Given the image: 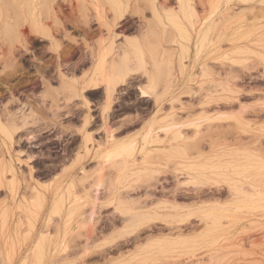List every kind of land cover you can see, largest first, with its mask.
Listing matches in <instances>:
<instances>
[{
    "label": "rangeland",
    "instance_id": "obj_1",
    "mask_svg": "<svg viewBox=\"0 0 264 264\" xmlns=\"http://www.w3.org/2000/svg\"><path fill=\"white\" fill-rule=\"evenodd\" d=\"M29 1L30 0H0V69L4 66L5 70H8L11 63L14 64L16 62H20L21 57H28L30 55V50L33 47H54V44H52L51 40L43 38L40 34L34 32L32 25L33 18L34 20L39 21L41 24L43 23L42 26L49 31L50 36H52V41L60 42L59 47H85L86 45L84 43H88L89 45L95 44L96 46H98V43L101 40H103L106 45L109 44L107 30L99 27L96 22V11L94 9V5L92 4L93 0H37V4L39 5H32L33 3ZM123 1H128L129 11L125 13L123 19L116 20V25L111 31V34L114 36L113 47L123 46L125 36H137L139 37L138 39L141 44L147 45L148 43L142 38L143 35H141V33L145 31L143 29H139V25L144 21H148L150 20V18H152V14L150 13L147 4L149 0ZM158 1L161 2L163 0ZM206 1L207 3H205ZM166 2L167 6H176L174 0H166ZM103 5L106 10L105 12L107 20L112 22L113 14L111 13L112 11H109V4L103 1ZM194 5L199 15L204 16L205 14L211 22H213L214 20L213 23L222 24L220 25L218 30L219 34L216 33L215 35L214 33L210 35V37H214L213 39L217 38L216 40H214V44L211 47L203 46L202 52L196 59H194L193 55L194 48H190V58L185 61V64L188 65L191 77L195 80H193V82H190L186 78L187 76L180 77L177 72V62L174 60V62L172 63V70L170 72L174 75V87L172 88L174 92L172 95H165V100L161 104L155 105L153 103V99H151L150 97L138 96V91L135 88V85L138 83H142L145 87L144 83L146 82V78L143 75L138 74L130 77V79L134 78L132 79L133 84L130 82L131 86H120L117 88V91L114 94L115 101L111 104L110 111L119 103H122V101H120L121 99L125 98L135 100L134 106L139 105L140 107H137L136 109H129L128 111L131 113L124 119L118 121V127L113 131V133L116 139L134 138L136 141L140 142L141 135L145 129V123L155 115L163 116L164 114H166L170 110V104H168V101L166 100L173 98L172 100L177 99L174 100L171 104L174 108V111L176 112L177 119L179 121L187 120L189 118L197 119L199 122V132L196 136H194L195 129L193 126L186 125V127H181L182 133L184 130L183 134L185 136L187 135L186 137H188L189 139L187 140V142H181L180 145H177L176 152H174V148H171V145L173 143L170 144L167 142H163L159 144L160 146H155L156 151L153 148V152H151L153 156L150 155V159L145 162H141L142 160L138 159L141 157L140 153L137 152L135 154V158L137 159L136 161L140 162L139 166H147L149 167L147 168V170L149 169V171L151 170V168L159 169V172H156L158 174H154L155 172L152 173L153 176H155V179H151L153 182L150 181L151 185L152 183L153 185L155 183L156 185L154 186H156L157 188L152 187L151 185L149 187H145L146 182H143L145 180L142 181V179L146 178L147 172L144 175V171L140 172L138 175L135 174L137 175L135 178V175L126 176L125 173L120 172L118 168L115 167V165H104L101 171L103 185L99 187L96 193L97 205L99 206L100 204L103 206L96 209L97 213L94 218V225L92 226V231L89 233V236L93 240L90 241L91 247L101 243V239L98 237L100 236V231H105L106 234L110 232L108 228L111 225H113V227H116V229H121L120 226L124 225V223H122L124 218L114 210L112 204H107L111 195L114 193H118V195L121 194L120 196H130L131 198H138L142 204H150L151 199L155 202L156 198H164L166 194L168 199L172 200V195L174 196L175 194L173 200L176 199L177 202L180 201L178 203L188 204L190 203V200L191 202L196 200V202H200L208 201V199L212 200L213 198L229 201L231 198L227 195H229L230 191L227 189L230 183L232 187L237 186V184L247 187L249 186V184L247 183H254L259 186L260 184H264V0H212L210 5L208 0H194ZM3 21H8L12 24L9 28L10 32L9 34H7H11L10 36H7L4 33L5 31L2 27ZM128 25H132V27L125 30ZM226 27L228 28L225 29ZM157 30L154 33L150 32L152 40L151 45H153L152 47H165L168 52H172L173 49L171 47H178L176 43H173L170 39L173 34L172 31L171 36L166 37L161 33L160 29ZM258 36H261L262 39H260V37ZM257 38V43H252L251 40L254 41ZM258 41H263V43H259ZM232 45L236 48H234ZM56 49H58V47ZM108 55L110 57H108ZM108 55L107 58L109 62L111 53H109ZM114 55L115 58H117V56L119 57V55ZM12 60L14 62H12ZM87 60L90 62L88 58ZM90 63L91 68L84 72L80 81H76L71 84H75L79 89H81L82 86L93 76V69L95 65L93 64L94 62ZM109 64L111 65V63ZM111 68L112 67H110V70ZM201 68L206 70L207 76L204 77L200 75ZM222 71L225 72L223 73ZM11 77L13 78L14 76ZM11 77H9V81H12L20 76L16 73L14 79H10ZM135 78H140L141 80L136 82ZM164 82L165 81L161 79V83L156 86L154 90L148 86H146L145 88L147 91H149L150 95H153L161 89ZM186 85H191L190 92H186L188 87ZM124 90H126V93H122V91ZM85 91L87 90H82V93L85 97H87V92ZM98 91L100 92L101 89H98ZM69 93L70 95L72 94V92L70 91ZM73 97L74 96H71L70 100L68 101H71ZM77 103L81 104L80 99L79 101H77ZM141 106H145V108H142ZM240 106H243V108H241ZM89 112L90 114L96 113V111ZM217 112L219 113V118L216 115L218 114ZM224 112L226 113L225 116ZM197 115H199V118ZM208 115L210 116V118L208 117ZM211 115L214 116V118ZM110 116L111 112L107 119L108 127H113L114 124L111 122L112 117ZM133 116L135 117V119L130 120V118ZM238 116L243 118L241 119ZM126 118L132 123V126L126 129H122V127L125 126L124 122ZM240 121L242 122L240 123ZM246 123L248 125H244ZM101 124L97 126L95 125V127L86 126V130H91V132L93 133V144L87 143V148H89V152L87 154L84 153V146L83 144H81L80 139L79 145H81V150L79 149V152H81L85 156L82 159L80 166H83L84 169L88 172L96 168L99 162V160L94 157V153L97 149V143L99 142L101 144H105L106 141ZM75 132H77V130H75ZM125 136L127 137L125 138ZM160 136H163L162 133H160ZM252 142H254V145ZM20 143L17 146L18 148L21 147ZM169 145L171 147H168ZM178 146L182 147L183 149L179 148ZM186 146L188 148L191 147V150L189 149V152ZM160 148H165L167 151ZM198 151L200 153H198ZM162 153L165 155L167 154V156L164 157ZM38 154H35V157H37ZM220 154L222 155L221 157ZM25 157V155H22L21 159L23 161H29L27 160V158L25 159ZM191 159H193V162L191 161ZM217 160L225 162L228 161L227 163L232 167L230 168L227 165L228 167L223 166L220 169H214L213 176V174H211L212 170L210 169V165L217 162ZM65 162L72 163L73 160L71 158ZM28 163L33 165V168L35 167V170L33 169V171L35 172H33V175L35 177L40 176V172L38 173L35 161L31 160ZM151 163H153V165ZM198 164L200 166H198ZM21 167L23 168L21 169L23 173L26 174L28 172V168L26 166ZM59 170L60 167L58 170H56V173H58ZM174 170H176L177 172H175ZM227 170L229 171L227 172ZM180 171L182 174L180 173ZM78 174L80 173L78 172ZM198 174H200L202 181L197 188L199 192L196 191L194 187H190L192 186V184H186L187 186L184 185L188 177L196 176ZM208 176L214 178V180H219V183L214 182L213 180L205 182L206 177ZM45 178L46 177H43V179L41 178V181H45ZM224 179H226V181H224ZM91 180V178L87 179V181L85 180L82 186L81 183H78L76 185L75 192V194L77 195H72L70 197L74 198L75 201H77V203L79 204L80 209L85 212H87L91 206V198L88 199V197L84 196V193L86 192L85 190L89 187L88 185L92 183ZM184 180H186L184 184L183 182L181 183V181ZM177 183L179 184L177 186L181 188V191L179 190L180 193L183 191V189L187 190H185L186 194L183 191V194L186 196L180 194L179 191L176 190L178 189V187L176 186ZM127 185L130 186L128 187ZM22 191H24V189ZM206 191L207 193L204 194ZM231 192H233V190ZM215 193L218 194V196ZM233 193H235V191ZM146 194H150V196H152L151 199H148V197H150L149 195H147L148 197H145L144 195ZM212 194H214L216 197L214 195L213 197ZM188 195L190 196V198H188ZM204 195H206L205 197L207 198H205V200L203 199ZM208 195L213 198L210 199L211 197H209ZM220 195L222 198L220 197ZM1 199L2 195H0V200ZM223 200L221 202H224ZM230 210H226L225 212H223V217L219 219L215 226L209 225V219L208 224V220L206 219L205 222V218L204 222L202 221L203 218H200L202 220H199V212V215L195 212V214L189 217L188 220L180 223L177 222V220H173L171 218L170 220L169 218H167V222L163 221L161 223L158 220L156 222L157 224L154 223V221L149 222L150 224L148 223L138 227L139 231L137 230L127 235L125 234L124 237H120L119 235L118 237L115 236L116 240L117 238H121V240L119 239L114 242V244L116 242L118 243V246L120 247L119 250L114 247H111L110 251L107 250L112 245L111 243L92 248L89 251L90 253L84 256V264H103L108 258H115L118 256L119 252L129 251L128 249L131 250V254L133 253V255H135L137 253V250L135 251L134 249L135 245L142 244V246H147L148 243L156 245V241L161 240L157 239L162 238V236H164L163 238L165 239H162L160 243H165L168 239H180L182 241L186 240V242L188 240V242L178 245L177 248L169 251L158 249L154 250L148 247L149 253L143 260L142 264H264V206H252V204L249 206L241 205L238 209ZM55 217L57 216L54 215V218ZM112 220L114 224L112 223ZM163 223L164 225L162 226L163 228L165 226V228H162V230V226L160 224ZM170 223L174 224V226ZM78 224L79 223H77L76 219H74L70 223L68 247L64 252H61L59 255H57V259L55 258V261L59 260L61 257H67L68 263L66 264H78V262L81 260V255L76 253L75 251L78 249L79 245L82 244L83 239L86 237V235H88V232L85 231L84 228H81ZM52 225L53 224H50L51 231L53 230ZM147 225L150 228H148ZM155 225L158 226V229L160 231ZM151 226L153 230L151 229ZM177 226L180 228H178L180 231L177 230ZM71 230L72 232H70ZM93 230H96V232H94ZM169 230L172 233L170 235ZM209 233H211V237ZM173 234H175V237H172ZM195 234H197V236ZM137 235L139 236V239H137ZM126 238H128V240ZM215 238H218L217 241L215 240ZM122 239L125 241H123ZM31 244L32 242L27 239L24 240V242L19 240L18 242L13 243L11 246L13 248V250L11 248L12 256L17 257V254L19 256L21 252L28 250L31 247L32 249H34L35 245ZM182 245L183 248H181ZM190 245L192 246L190 247ZM150 249L151 251H149ZM28 255V257H30V259L28 258V264H48L47 260H41L42 262L34 260V253H32V251L30 252V250L28 251ZM5 258L6 256L0 253V264H8ZM135 262L139 264L138 259H135Z\"/></svg>",
    "mask_w": 264,
    "mask_h": 264
},
{
    "label": "bare ground",
    "instance_id": "obj_2",
    "mask_svg": "<svg viewBox=\"0 0 264 264\" xmlns=\"http://www.w3.org/2000/svg\"><path fill=\"white\" fill-rule=\"evenodd\" d=\"M103 1L105 3L109 4V11H112L111 13L113 14L112 22H110L106 18V12H105L106 10L104 8ZM103 1L102 0H93L92 4L94 5V9L96 11V22H97L98 26L101 28H104L108 32L109 44L106 45V43H104L103 40H101L98 43V46H96L95 44L89 45L88 43H84L86 45L85 51L87 53L86 54L87 58L91 62H94L93 64H95L94 70H93V76L86 83L84 82L85 84L82 86L81 89L77 88V86L73 85V84L69 85V87H68V90L70 88L73 96H77L79 94L81 95V98L83 100V104L87 108V111L89 110L90 102L87 98H85L82 95L83 94L82 90L102 89V91H103L104 98L102 101L101 109H102V119L104 122L103 123L104 124L103 129L105 130L104 133L106 134V141H105V144H101L99 142L97 143V149L94 153V157L97 158L99 160V162H98L96 168H94L90 172H88L84 169L83 166H80L82 159L85 157L84 154L79 152V149L81 150V148H80L81 145H80L78 148H76L75 154H73L72 157H70V159L72 158L73 162L62 164L61 169L58 172L59 174L56 173L54 176H52L49 179H46L45 181H41V179H39L38 176L35 177L33 175V172H34L33 169L35 170V167L33 168V165L28 163L29 161L34 160V156L29 154V152L28 153L25 152L26 149L25 150L23 149V151H22V149L21 150L15 149V143L16 142L18 143V141H16V137H18L17 135H21V133L23 131H25V132L27 131L28 125H30V123L32 122L31 120L34 118V117L32 118V114H33V116H35L34 115L35 109H34V107H32L33 105L32 106L29 105L31 111H30V113H27V112L25 113L23 110L24 109L23 107H18V105L12 103V102H16L14 100H12V102L8 100L9 101L8 103L7 102L6 103L0 102V195H2V199L0 200V253H2L4 256H6L5 259H6L8 264H28V258L30 259V257H28L29 256L28 255L29 250H30V252L32 251V253H34V260H38V261L47 260L48 264H66V263H68L67 257H61L57 261H55V258L61 252H64L68 247V242H69L68 236H69V230H70V223L74 219H76L77 223H79L78 225L81 228H84V230L88 232L87 233L88 235H86V237L83 239L82 244L79 245L78 249L75 251L76 253L81 255V258H80L81 260L78 262V264H84L85 261L83 258L86 254L90 253L89 251L92 248L103 246L107 243H111L112 245L107 250L110 251L111 247H114V248L119 250L120 247L118 246V243L116 242L117 244L116 243L114 244V242L119 240V239L121 240V238H119V239L117 238V240H116L115 236L118 237V235H119L120 237H124L125 234L126 235L131 234L134 231H137L138 227L145 225V224H148L149 222H152V221H154V223H156L159 220L161 223L163 221L167 222V218H169V220L171 218L173 220H177V222L180 223V222H184V221L188 220L189 217H191L192 215L195 214V212L197 214L199 212V214L201 216V217L197 216L199 218V220H202L200 218H203L202 221L204 222V218H205V222H206V219L207 220L209 219L210 220L209 225L215 226L217 224V222L219 221V219L221 217H223V212H225L226 210L238 209L241 205L242 206H249L252 204V206L253 205L254 206H259V205L264 206V184H260V186H259V185H256L254 183H247V182L246 183L249 184V186H247V187H244L240 184H237V186L232 187L231 183H230V185L227 189L230 191L229 195H227L228 197L231 198L229 201L228 200L224 201L223 199L219 200L218 198H213L215 195L212 194V196L214 195L213 197L208 195L209 197H211L210 199L213 198L212 200L208 199V201H200V202H196L197 200L191 202V200H190L189 201L190 203L183 204V203H178L180 201L177 202L176 199L173 200L174 199L173 197H175V194H174V196L172 195V200L171 199L169 200L168 197L166 196L167 195L166 194L164 196V198L159 197V198H156V200L153 199V200H155V202H154L151 199L152 196H150V194H146L144 196L148 197L147 195H149L150 197H148V199L150 198L151 202H150V204H146V203L142 204L138 198H131L130 196H129L130 197L129 198L128 196H120L121 194L118 195V193L117 194L114 193L111 195L109 202L107 204H109V203L112 204L114 207V210L117 211L118 214H120V216H122L124 218L122 221V223H124V225H122V226L119 225L121 227V229H116V227H113V225H111L108 228L110 230V232H108L106 234H105V231H100V236H98V237L101 239V243L97 244L96 246H93V247L90 246V241H93V240L89 236L90 235L89 233L92 231V226L94 225V218H95V215L97 213L96 209L103 206L100 204H99V206L97 205L96 193H97L99 187L103 185L101 171H102V168L104 167V165L105 164H109L111 166L115 165V167L118 168V170L120 172L125 173L126 176L135 175V174L138 175L142 171L145 172V173H143V175H144L147 172L146 178H143L142 181L145 180V181H143V182H146L145 187H149L151 185V182H150V181H152L151 179H155V176H153L152 173L155 172L154 174H158L156 172H159V169H157V168L152 169L151 168V170L149 171V169L147 170V168H149V167L139 166L140 162L136 161L137 159L135 158V156H136L135 154L137 152L140 153L141 157L140 158L137 157V158L142 160L141 162H145L148 159H150L149 157H150V155H152L151 152H153L152 151L153 148L155 149L156 145L158 146L159 144H161L163 142H167L170 144L173 143L171 145L172 147L170 145L168 147L174 148L175 149L174 152H176L177 145H180L181 142L185 143L189 139L188 137H186L187 135L185 136L183 134L184 130L182 133L181 127H183V126L186 127V125L193 126L195 129L194 136H196L199 132L198 131L199 122L197 119H195V118L190 119L189 118L187 120H181V121H179L177 119L176 112L174 111V108L171 105L172 102L174 100H177V99L172 100L173 98H170V99L166 100V101H168V104H170V110L168 112L166 111L167 113L164 114L163 116L159 115L160 117L156 116V115L155 116L152 115L153 117L150 118V120H148L145 123V129L141 135L140 142L136 141L134 138L116 139L114 137V135L112 134V131L109 130V127L107 128L106 123H107L108 112L111 109V104L114 101V98H115L114 94L117 91V88L120 85L126 84L127 78L132 73H139L140 75H143L147 79L146 82L144 83L145 87L148 86L153 90L156 88V86H158L161 83V79H163L165 81L163 83V86L161 87V89L158 92H156L153 95L149 94V91L146 90V88L143 86V84H138L136 86V88L138 89V94L140 95V97H150L151 99H153V103L155 105L161 104L165 100L164 99L165 95H168V94L172 95L174 92L172 89L174 87V84H173L174 75L170 73L172 70V63L174 62V60L177 62V70H178L177 72H178L179 76L180 77L187 76L186 78L190 82H193V80H195V79L191 77L188 65L185 64V61H187L190 58V48H194V54L193 55H194V59H196L199 56V54L202 52L203 46L211 47L214 44V40H216L217 38L213 39L214 37L212 38V37H210V35L214 34V33H215V35H216V33L219 34L218 30H219L220 25H222L221 23H218V24L213 23L214 20H213V22H211L205 14H204V16L199 15L198 11L195 8L194 0H174V3L176 4L175 7H173V6L171 7L170 5L167 6L166 0L165 1L163 0L161 2H159L158 0H149V1L147 0L148 1V3H147L148 8H149L150 13L152 14V18H150V20H148V21H144L143 23H141L139 25V29H143L145 31V32H142L141 35H143L142 38L148 44L147 45L141 44L139 39H138L139 37H137V36H134V37L125 36L123 46L113 47L114 36L111 34V31H112L113 27L116 25V20L123 19L125 13L129 11V3H128V1H123V0H103ZM217 1H220V0H217ZM29 2H32L33 3L32 5H34V4L36 5L38 3L37 0H30ZM208 2L210 5L212 0H208ZM205 3H207V1ZM37 5H39V4H37ZM31 12H32V9H31ZM35 13H36V11H35ZM42 24L39 21L34 20V18H33L32 25H33L34 32L37 34H40L43 38L51 40L52 44H54V48L59 47L60 42L59 41L58 42L52 41V36H50L49 31L46 28H44L42 26ZM2 25H3L2 27L4 28V31H5L4 33L6 35L9 34V32H10L9 28H10V25H12V24L8 21H3ZM227 28L228 27H226L225 29H227ZM157 29H160L161 33L164 34L166 37H170L171 31H172L173 34H172V37H170V39L173 43H176V45L178 47H171L173 49L172 52H170V51L168 52L165 47H162V48L156 47V46L152 47L153 45H151L152 40H151L150 34L154 33ZM10 35H7V36H10ZM258 37H260V39H262L261 36H258ZM257 40H258V38L255 39L254 41L253 40H251V41H252V43L253 42L255 43ZM258 42L263 43V41H261V42L258 41ZM234 48H236V47H234ZM109 53H111V58H109V62H108L107 55ZM114 54L119 55V57L117 56V58H115ZM108 57H110V56L108 55ZM13 60H12V62H14ZM224 60H226V59H224ZM109 63H111V65ZM11 64H10V67L8 70H5L4 66L0 69V84L1 85L3 84V86L6 85V84H4V82H5L4 80L13 76L14 74H16V72L18 70L22 69V65L20 62H16L14 64L11 63ZM110 67H112L111 70H110ZM213 69H215V68H213ZM235 72H236V70H235ZM200 75H202L204 77L207 76L206 70L201 68ZM221 77H222V75H221ZM227 78H228V75H227ZM202 83H203V81H202ZM234 83H235V81H234ZM186 86H188V85H186ZM190 86L187 87L186 92L191 91ZM209 91H211V90H209ZM177 95H179V94H177ZM205 96H206V94H205ZM217 99H218V95H217ZM65 100H67V98ZM205 102H206V100H205ZM42 103H44V102H42ZM259 105H260V103H259ZM241 108H243V106ZM32 109H34V110H32ZM155 110H157V109H155ZM32 111H33V113L31 114ZM241 111H242V109H241ZM225 114L226 113L224 112V116H225ZM36 115H37V113H36ZM216 115L219 118V113ZM197 116L199 118V115H197ZM200 116H201V114H200ZM38 117L39 116H37V118ZM208 117L210 118L209 115H208ZM212 117L214 118V116H212ZM238 117H240V116H238ZM238 117H237V119H238ZM132 119H135V117L133 116ZM138 119H139V117H138ZM42 121H44V120H42ZM89 122H90V114L88 113L84 119L83 125L79 129H77V133L81 137V144H83V146H84L83 150H84L85 154H87L89 152V148H87V143L93 144V133L86 130V126L88 125ZM236 122H238V121H236ZM241 122L242 121H240V123ZM240 123H239V125H240ZM244 125H248V124L246 123ZM160 133H162L163 136H160ZM28 137L30 138L31 135ZM126 137L127 136H125V138ZM128 137H129V135H128ZM21 139H20V141H21ZM30 141H32L31 138H30ZM221 142H222V140H221ZM252 143L254 145V142H252ZM163 146H164V144H163ZM178 147L182 148L180 146H178ZM190 148L187 149L188 152H189ZM160 149H163V148H160ZM163 150L167 151L165 148ZM155 151H156V149H155ZM171 151H173V150H171ZM178 151H180V150H178ZM183 152H184V150H183ZM234 152H235V150H234ZM163 153H164V151H163ZM198 153H200V152L198 151ZM22 155H25L26 156L25 159L27 158V160H29V161H26V160L23 161L21 159ZM140 155H138V156H140ZM163 155H164V157L167 156V154L166 155L163 154ZM221 156L222 155L220 154V157ZM211 157H213V156H211ZM239 157H240V155H239ZM246 157H247V155H246ZM252 157H254V156H252ZM168 158H169V156H168ZM171 158H172V156H171ZM166 159H167V157H166ZM192 160L193 159H191V161ZM200 162H201V160H200ZM227 162L217 160V162H215L214 164H211L210 165V169L212 170L211 174H213L214 169H217V168L220 169L223 166L224 167L229 166L231 168L232 166H230ZM147 164H149V163H147ZM151 164L153 165V163H151ZM230 164H232V163H230ZM179 165H181V164H179ZM234 165H236V164H234ZM258 165H259V163H258ZM21 166H26L28 168V172L26 174H24L23 171L21 170V169H23ZM160 166H162V165H160ZM164 166H165V164H164ZM188 166H189V164H188ZM198 166H200V165L198 164ZM189 169H190V167H189ZM242 170H243V168H242ZM258 170H260V169H258ZM174 171L177 172L176 170H174ZM228 171L229 170H227V172ZM262 171H263V169H262ZM78 172L80 174H78ZM180 173H181V171H180ZM186 173H187V171H186ZM194 173H195V171H194ZM117 175H118V172H117ZM137 175H135V178ZM210 176L206 177L205 182L210 181V180H213L214 182L219 181V180L218 181L214 180V178H212ZM213 176H214V174H213ZM230 176H229V178H230ZM89 178L92 179L91 180L92 183H90V185L87 184L89 187L85 190L86 192L84 193V196L88 197V199L91 198V200H90L91 206L88 209V211L85 212L82 209H80V206L77 203V201H75L74 198H70V197L72 195H77V194H75L76 185L78 183H81V186H82L83 182L85 180L87 181V179H89ZM185 179H186V177H185ZM234 179H232V180H234ZM116 180H117V178H116ZM132 181H134V180H132ZM185 181L186 180L181 181V183L183 182V184H184ZM224 181H226V179H224ZM201 182L202 181H201L200 174H198L196 176L188 177V179L184 185H186V184L191 185L192 184V186H190V185L189 186L192 188L194 187V189H196V191H198L197 188L201 184ZM178 183L176 184V186L179 185ZM227 183H228V181H227ZM154 185H156V184L154 183ZM154 185L152 183L151 186L156 187ZM127 186L129 187L130 185H127ZM135 187H137V186H135ZM177 187H178V189H176V190L179 191L181 188L179 186H177ZM218 187H220V186H218ZM218 187H216V188H218ZM91 188H93V189H91ZM23 189H24V191H22ZM135 189H137V188H135ZM185 190L183 189L184 193L187 191V190L186 191ZM232 190H233V192L235 191V193L231 192ZM180 191H179V193H180ZM183 191L180 194H183ZM189 193H187V194H189ZM206 193H207V191L204 194H206ZM196 194H197V192H196ZM160 195H162V194H160ZM216 195L218 196V194H216ZM184 196H186V195H184ZM205 196L206 195H204V197H203L204 200L206 198ZM155 197H157V196H155ZM165 197H167V198H165ZM169 197H170V195H169ZM220 197H221V195H220ZM188 198H190L189 195H188ZM72 199H74V200H72ZM222 200L224 202H221ZM103 204H104V202H103ZM54 215L57 216V217H55L56 219L54 218ZM194 218H196V217H194ZM121 220H122V218H121ZM209 220L207 221V224H208ZM112 223H113V220H112ZM50 224H53L52 225V229H53L52 231L50 229ZM160 225L162 226V225H164V223L160 224ZM171 225L174 226V224H171ZM119 226H118V228H119ZM152 226H151V229L153 230ZM166 226H167V223H166ZM156 227L158 229V226H156ZM148 228H150V227L148 226ZM162 228H163V226L161 227V229ZM164 228H165V226H164ZM168 228H169V225H168ZM178 228L179 227L177 226V230L180 229V228L179 229ZM93 231L96 232V230H93ZM70 232H72V230ZM169 232H168L169 235L172 234L170 230H169ZM158 233H161V232H158ZM139 234H141V233H139ZM209 234L211 237V233H209ZM177 235H178V233H177ZM195 235L197 236V234H195ZM165 236H167V235H165ZM152 237H154V236H152ZM163 237L164 236H162V238H158L157 240L165 239ZM172 237H175V234H173ZM26 239L31 241L32 244L35 245V248L32 249V247H31L28 250L21 252V254H19V256L17 254V257L12 256V254H11L12 244L15 242H18L19 240L24 242V240H26ZM126 239L128 240V238H126ZM137 239H139V236ZM154 239H153V241H154ZM217 239L215 238L216 241H217ZM140 240H141V238H140ZM123 241H125V240H123ZM160 241H156L157 242L156 245L150 244V243H148L147 246L146 245L142 246V244L135 245L134 249H135V251L137 250V253L135 255H133V253L131 254L130 253L131 250L128 249L129 251L119 252L118 256L115 258H108L103 264H137L135 262V259L136 260L138 259L139 264H142L143 260L147 257V254L149 253L148 247L151 249H154V250L158 249V250H165V251L168 250L169 251V250H173V249L177 248L178 245H181V244L188 242V240L186 242V240L182 241L180 239H174V240L168 239V240H166L165 243L164 242L160 243ZM147 242H148V240H147ZM202 245H203V243H202ZM191 246L192 245H190V247ZM181 248H183V245ZM192 248H194V247H192ZM151 249L149 251H151ZM12 250H13V248H12ZM68 258H70V257H68ZM217 260H218V257H217Z\"/></svg>",
    "mask_w": 264,
    "mask_h": 264
},
{
    "label": "flooded vegetation",
    "instance_id": "obj_3",
    "mask_svg": "<svg viewBox=\"0 0 264 264\" xmlns=\"http://www.w3.org/2000/svg\"><path fill=\"white\" fill-rule=\"evenodd\" d=\"M131 27L132 25H128L125 30ZM52 48L33 47L28 57H21L20 63L22 69L16 72L20 77L14 79L15 74L13 78H10L14 80L9 81L8 78L4 80V84L6 85L3 86V84H0L1 103H8L14 100L16 102L12 103L18 105V107H23L25 113H30L31 110L29 105H33L32 107L35 109V116L32 114L33 111L31 112L32 118L34 117L31 120L33 123L31 122L30 125H28L26 132L23 131L21 135H17L16 141H18V143H15V149H22V151L26 149L25 152H29V154L34 157L36 156L35 154L40 152L38 154L39 157H35L34 161L37 165L36 168L38 173L40 172L38 178L43 179V177H46L44 180L54 176L56 170H58L59 167L61 169L62 164L66 163L64 161H68L70 157L75 154L76 148L80 146L81 139L80 135L75 132V130L83 125L86 115L88 113L90 114L89 111H96V113L90 114V122L87 126L95 127V125H100L102 121V130L105 131L103 129L104 122L101 109L104 98L102 89L100 92L98 89L85 91L87 92L88 98L82 94L90 102L88 111L83 104L80 94L74 96L71 101H67L73 96L69 93V85L73 82L80 81L84 72L91 68V61L89 62L86 58L87 55L85 56V54H87L86 51H84L85 47ZM138 74L139 73H132L127 78V83L120 86H131V83L133 84L132 79L134 78L130 79V77ZM135 79L136 82L141 80L140 78ZM138 84L135 85V88ZM122 93H126V90L122 91ZM138 96L140 97L139 94ZM65 97L67 100H65ZM79 99L81 104L77 103ZM120 101H122V103H119L111 111L109 110L111 112L110 117H112L111 122L114 124L113 127H109V130L112 131L113 135V131L118 127V121L124 119L131 113L128 110L140 107L139 105L134 106L135 100L132 99L124 98ZM141 107L145 108V106ZM110 112H108V117ZM37 116L39 117L37 118ZM124 123L125 126L122 127V129L132 126V123L127 118ZM106 125L108 128V123H106ZM89 132H91V130H89ZM30 135L32 141H30L28 137ZM19 143L22 148L17 147Z\"/></svg>",
    "mask_w": 264,
    "mask_h": 264
}]
</instances>
